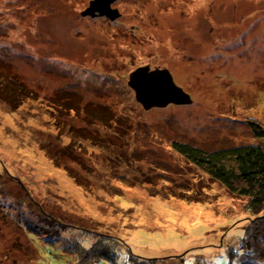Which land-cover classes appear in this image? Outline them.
Wrapping results in <instances>:
<instances>
[{"label":"rangeland","instance_id":"obj_1","mask_svg":"<svg viewBox=\"0 0 264 264\" xmlns=\"http://www.w3.org/2000/svg\"><path fill=\"white\" fill-rule=\"evenodd\" d=\"M90 1L0 0V202L18 208L0 206V264H78L52 253L64 238L96 241L82 227L152 264H264V208L256 219L247 195L172 146L264 133V0H115L114 19L82 15ZM143 63L170 70L192 102L145 109L130 85Z\"/></svg>","mask_w":264,"mask_h":264},{"label":"trees","instance_id":"obj_2","mask_svg":"<svg viewBox=\"0 0 264 264\" xmlns=\"http://www.w3.org/2000/svg\"><path fill=\"white\" fill-rule=\"evenodd\" d=\"M1 76L3 77L2 74ZM11 82L13 85L17 84L16 82H14V80H11ZM17 85L19 87L21 86L23 92H26L28 90L25 87V84L22 85L18 83ZM23 99L24 98H21L19 101H17V104ZM70 109L75 112L79 111L78 105H71ZM91 112L90 116L93 118L103 117L100 111H94L92 113ZM105 113L106 115L102 120L108 118V113L106 111ZM253 125L255 128L258 124L254 123ZM256 130L258 132L256 141L254 140L250 143H239L228 147L207 150L201 146H195L188 142L175 140L173 141L172 146L182 156L186 157L187 160L197 164L201 168H204L210 175L218 179L229 191L247 195L250 200L249 205L254 209L255 218L261 220L263 217L261 216V211L264 208V133H262L258 129ZM66 167H68L67 164L65 165V168ZM69 170L71 173L75 171L71 167L69 168ZM75 179L80 183L84 182L82 181L83 178L80 176V174L75 176ZM6 192L8 191L4 189V185L0 184V194L2 195V197L3 193ZM57 198L60 199L61 195H58ZM39 199L47 203L50 202V199ZM0 206H2L1 210L4 209L3 207H7V209L10 210L14 209L15 211L16 209H18L14 208V204H12V206L10 204L4 205V201L3 203L0 202ZM21 206L23 207L22 204ZM54 208L60 210L56 206H54ZM23 210L27 211V209ZM41 211L43 213L41 214V216L43 215L49 221L44 220L41 217L40 220L38 217L34 219L32 218V216H28L27 214L23 215V218L27 223V227L29 228L28 231L41 234V231L38 228H34V223H37L36 220H40V223H54L52 227L54 226L55 230L60 231L61 226L59 227V224H64L63 220L57 219L55 214L47 211L46 209H42ZM259 225L261 226V223H259ZM52 227H47L48 232L51 234L49 238L52 241L51 243H53L54 241H58V239L62 237L59 232H50L49 230H51ZM78 228L79 227L75 226L73 230H77ZM80 229L88 232L84 233V235L81 237H89V235H93L96 238V241H93L92 243H89L87 247H84L76 238L73 240H71L70 238H64V240L62 241L63 245H61V248H59L60 250H58L57 252L54 251L52 253L55 255V261L63 262L61 261V259H64V254L67 253L72 255L70 257L68 256L69 261H73L74 263L78 264H89L91 260L95 261L99 259H103V261H110L115 264H121L120 262L124 254L122 253V249H125L128 252V256L127 258H125V264H152V261H154V259H152L153 257L149 258L134 254L131 247L118 236L112 234L97 233L96 231L89 228L86 229L85 227H82ZM57 235H59V237H56ZM185 254L186 253L180 254V256H185ZM118 258L120 259L119 261Z\"/></svg>","mask_w":264,"mask_h":264},{"label":"water","instance_id":"obj_3","mask_svg":"<svg viewBox=\"0 0 264 264\" xmlns=\"http://www.w3.org/2000/svg\"><path fill=\"white\" fill-rule=\"evenodd\" d=\"M115 0H91L82 15L107 16L114 19L120 15L112 4ZM130 85L135 90V97L145 109L162 107L171 103H191L192 98L179 86L167 68L150 69L148 66L138 67L131 76Z\"/></svg>","mask_w":264,"mask_h":264},{"label":"flooded vegetation","instance_id":"obj_4","mask_svg":"<svg viewBox=\"0 0 264 264\" xmlns=\"http://www.w3.org/2000/svg\"><path fill=\"white\" fill-rule=\"evenodd\" d=\"M99 17V16H98ZM144 64V65H143ZM143 64H141L142 66H148L150 69H155V68H159L158 67V64L155 66V68H152V66L151 65H153V64H151V63H143ZM174 78V77H173Z\"/></svg>","mask_w":264,"mask_h":264},{"label":"bare ground","instance_id":"obj_5","mask_svg":"<svg viewBox=\"0 0 264 264\" xmlns=\"http://www.w3.org/2000/svg\"><path fill=\"white\" fill-rule=\"evenodd\" d=\"M201 1H203V0H200L199 2H201ZM11 126H12V128L15 130V131H17L16 130V128H15V126L11 123Z\"/></svg>","mask_w":264,"mask_h":264}]
</instances>
